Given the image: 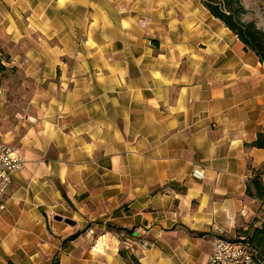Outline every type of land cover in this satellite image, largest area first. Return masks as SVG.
<instances>
[{
    "label": "crops",
    "instance_id": "crops-1",
    "mask_svg": "<svg viewBox=\"0 0 264 264\" xmlns=\"http://www.w3.org/2000/svg\"><path fill=\"white\" fill-rule=\"evenodd\" d=\"M2 54L0 264H206L254 217L264 64L202 0H0Z\"/></svg>",
    "mask_w": 264,
    "mask_h": 264
},
{
    "label": "trees",
    "instance_id": "trees-1",
    "mask_svg": "<svg viewBox=\"0 0 264 264\" xmlns=\"http://www.w3.org/2000/svg\"><path fill=\"white\" fill-rule=\"evenodd\" d=\"M202 4L212 17L218 19L237 36L246 50L253 52L259 62L264 64V31L257 28L253 22L241 20L243 7L238 0H202ZM249 146L264 149V128ZM246 195L258 201L264 200V181L260 171L255 172V175L249 180ZM246 231L242 237L264 263V224L253 228L251 233Z\"/></svg>",
    "mask_w": 264,
    "mask_h": 264
},
{
    "label": "built area",
    "instance_id": "built-area-1",
    "mask_svg": "<svg viewBox=\"0 0 264 264\" xmlns=\"http://www.w3.org/2000/svg\"><path fill=\"white\" fill-rule=\"evenodd\" d=\"M24 158L15 145L0 142V197L8 191L13 173L24 167ZM201 176V175H198ZM3 208L0 205V209ZM92 233V231H89ZM206 264H264L245 238H215Z\"/></svg>",
    "mask_w": 264,
    "mask_h": 264
},
{
    "label": "rangeland",
    "instance_id": "rangeland-1",
    "mask_svg": "<svg viewBox=\"0 0 264 264\" xmlns=\"http://www.w3.org/2000/svg\"><path fill=\"white\" fill-rule=\"evenodd\" d=\"M238 1L243 7L241 20L244 22H253L257 28L264 31V0ZM5 59L6 56L4 54L0 55L1 83L15 87V89L17 90L16 94L23 95L22 92L18 91V86L21 87V85L29 84V82L22 75L15 73H9L8 75L6 68L1 63V61H4ZM254 213L255 215L253 218L249 219L246 223L241 225L239 236H237V238H242L243 233L245 232L243 228H248V232L251 233L253 228L260 227L262 224H264V201L257 202Z\"/></svg>",
    "mask_w": 264,
    "mask_h": 264
},
{
    "label": "water",
    "instance_id": "water-1",
    "mask_svg": "<svg viewBox=\"0 0 264 264\" xmlns=\"http://www.w3.org/2000/svg\"><path fill=\"white\" fill-rule=\"evenodd\" d=\"M67 222V221H66ZM68 223V222H67Z\"/></svg>",
    "mask_w": 264,
    "mask_h": 264
}]
</instances>
